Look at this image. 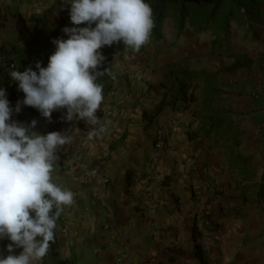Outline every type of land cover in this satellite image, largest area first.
I'll use <instances>...</instances> for the list:
<instances>
[{"label": "crops", "instance_id": "0c3cea01", "mask_svg": "<svg viewBox=\"0 0 264 264\" xmlns=\"http://www.w3.org/2000/svg\"><path fill=\"white\" fill-rule=\"evenodd\" d=\"M64 2L0 0V55L61 34L70 21ZM172 30L169 50L159 45L163 35L142 52L115 57L114 81L96 113L102 124L110 122L104 133L100 125L66 121V110L49 121L24 106L19 93L4 87L18 84L9 74L22 70L18 57L10 58L0 87L10 107L21 101L11 120H36L32 131L70 137L51 173L52 183L74 194L64 206L67 230L58 218L49 252L36 264H264V200L253 201L264 170V30L251 41L232 21L229 47L220 54L210 53V33ZM242 40L252 44L239 47ZM241 52L250 64H235ZM184 72L199 77L185 87V98L176 85ZM93 127L98 134L90 136ZM158 134L164 144L156 151ZM229 149L250 158L253 178L231 166ZM92 169L103 182L87 175ZM9 243L0 240V256L10 254Z\"/></svg>", "mask_w": 264, "mask_h": 264}, {"label": "clouds", "instance_id": "9594fccd", "mask_svg": "<svg viewBox=\"0 0 264 264\" xmlns=\"http://www.w3.org/2000/svg\"><path fill=\"white\" fill-rule=\"evenodd\" d=\"M70 5L73 27L62 31L67 39H55V51L48 57L47 67L37 62L24 71L10 72L11 81L24 93L22 104L35 108L51 121L52 113L66 110L68 122L107 123L96 115L104 100L103 85L96 83L105 57L104 46L123 44L139 51L150 40L154 27L152 9L145 0H65ZM80 25H86L79 27ZM95 25V27H93ZM110 74V73H109ZM21 101L10 107L6 90L0 87V240L7 239L10 253L0 256V264H36L49 252L54 229L64 206L74 203V194L52 183V170L57 153L70 142L59 131L41 135L32 131L37 121L25 125L11 120L19 113ZM93 127L91 135L98 134ZM55 209V212H53ZM22 251L11 254L14 249Z\"/></svg>", "mask_w": 264, "mask_h": 264}, {"label": "trees", "instance_id": "16d2710c", "mask_svg": "<svg viewBox=\"0 0 264 264\" xmlns=\"http://www.w3.org/2000/svg\"><path fill=\"white\" fill-rule=\"evenodd\" d=\"M152 9V18L154 20V27L150 34L149 42L142 46L137 52L144 51L151 41H158L163 38L164 25L169 19L175 28L178 35H180L185 27L190 26L197 33H210L211 36V54H220L223 48L229 47L228 39L230 37L231 22L235 21L240 25V30L244 32L247 37L250 35V40L258 39L262 29L261 14L264 11V0H145ZM244 8V11L241 10ZM248 22V26L246 23ZM69 26V27H73ZM86 25H80L84 27ZM95 27V25H93ZM67 35L62 32L59 35L51 37L46 44L42 46H31L21 52L10 51L8 54L0 55V62L4 63L0 67V80L6 82L8 79V71L5 67L11 62V57H18L19 64L24 71L31 66L34 71H38L35 67L37 62L41 63L42 67H47L48 57L55 51V45L52 43L55 39H67ZM124 50H131L124 48L123 44H113L112 46H104L100 51L105 57L100 71L107 68L104 75L98 77L96 83L103 85V94L109 91L114 81L112 74L115 57L120 55ZM250 64L251 59L247 57L246 52H241L236 55L235 64ZM110 73V74H109ZM199 77L197 74L184 72L180 75V79L176 85L180 90L181 97L185 98V87L192 85ZM6 89L11 92L19 93L20 97L24 98V93L18 91V84L12 87L4 85ZM188 98L192 100L195 98L192 93L188 94ZM214 124V123H213ZM218 126L219 120L215 121ZM230 164L236 166L242 174L247 175L248 178H253L256 169L249 168V157L242 156L239 152H234L229 149ZM257 190L254 196V202H261L264 200V170L259 175V180L254 185Z\"/></svg>", "mask_w": 264, "mask_h": 264}, {"label": "rangeland", "instance_id": "374dc122", "mask_svg": "<svg viewBox=\"0 0 264 264\" xmlns=\"http://www.w3.org/2000/svg\"><path fill=\"white\" fill-rule=\"evenodd\" d=\"M261 29H263L264 30V11L262 12V14H261ZM69 26H72V24H71V22L69 21V24L67 25V27H69ZM170 27H173V30H174V25H173V23L171 22V21H169V19L166 21V23H165V25H164V42H160V44L159 45H161V44H164V46L165 47H167V50H169V28ZM172 30V31H173ZM170 31H171V29H170ZM243 33V32H242ZM241 42H243L244 44H249V43H247V42H244V40H242V41H239V47L241 46ZM252 44V43H251ZM251 44H249V45H251ZM243 45V44H242ZM56 47V46H55ZM250 47H252V46H250ZM205 52H206V50H205ZM202 55H205L204 53H203V51H200L199 52V56L201 57V58H203L202 57ZM228 60H229V58L228 57H226V59H225V61H227L228 62ZM225 63V65H224V67L226 68V67H229V63ZM261 163V162H260ZM245 215H247V214H245ZM226 216V215H225ZM227 218V217H226ZM257 216H255L254 217V219H253V222L255 223L256 221H257ZM230 220V219H229ZM243 222H245V220L243 221ZM221 223V227L223 228V221H221L220 222ZM242 223V222H241ZM240 222L238 223V222H232V224H235V227H237L238 225H240L241 224ZM212 224V223H211ZM213 224L215 225V223L213 222ZM216 225L217 226H219V224L218 223H216ZM215 225V226H216ZM224 231H226L225 229H223ZM246 238V237H245ZM244 238V239H245ZM241 239H243V238H241Z\"/></svg>", "mask_w": 264, "mask_h": 264}, {"label": "built area", "instance_id": "2783aa9c", "mask_svg": "<svg viewBox=\"0 0 264 264\" xmlns=\"http://www.w3.org/2000/svg\"><path fill=\"white\" fill-rule=\"evenodd\" d=\"M242 11H244V8H241ZM246 26H248V22L246 23ZM253 95H256V93H253ZM163 144H164V140L161 134H158L155 143H154V149L156 151H159L163 148ZM88 176H96V177H100L101 178V182H103V178L102 176L99 174V171L97 169H92L90 171H88L87 173ZM86 178H83L82 180L84 181ZM64 211L61 213L60 217H59V221H61L62 223V231H66L67 230V223L65 221L64 215H63Z\"/></svg>", "mask_w": 264, "mask_h": 264}]
</instances>
